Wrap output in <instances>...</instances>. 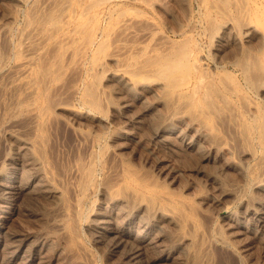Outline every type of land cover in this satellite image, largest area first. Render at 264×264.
I'll use <instances>...</instances> for the list:
<instances>
[{
  "label": "bare ground",
  "instance_id": "6f19581e",
  "mask_svg": "<svg viewBox=\"0 0 264 264\" xmlns=\"http://www.w3.org/2000/svg\"><path fill=\"white\" fill-rule=\"evenodd\" d=\"M0 1L7 6L0 15V210L13 208L25 196L46 193L48 217L66 238L61 241L70 242L60 249L71 255L84 251L80 237L86 229L94 245L108 243L114 254L123 250L133 264L144 260V243L160 249L154 264H220L223 256L247 264L241 254L250 246L243 237L257 239L264 231V0H200L212 32L207 37L215 44L211 67L188 35L183 14L181 21L176 18L180 23L173 28L175 38L149 17L157 4L153 0ZM161 7L159 14L164 13ZM187 9L189 17L192 10ZM231 41L236 48L228 45L230 51L235 48L230 55L226 44ZM131 89L142 108L138 105L140 115L130 112ZM113 92L124 97L116 102ZM153 112L160 118L153 131L159 141L170 143L168 138L178 136L187 148L199 147L207 164L219 162L235 177L224 186L221 171L202 173L205 182L221 186L214 197L220 202L218 212L203 205L206 198L184 194L188 181L182 182L180 175L193 172L179 170L162 149H154L155 160L154 154L151 158L137 148L140 144H133L139 139L134 126ZM110 114L124 116L121 133L116 129L118 143L110 141L112 150L105 144L110 133L103 125ZM150 124L151 129L154 122ZM59 133L73 140L69 155L63 152L67 159L55 149L53 134ZM127 149L132 158L125 155ZM247 186L257 196L245 202L244 213H233L226 198L243 202ZM46 216L47 222L41 223L51 222ZM136 222L145 229L139 232L140 240L134 236ZM56 239L55 244L60 242Z\"/></svg>",
  "mask_w": 264,
  "mask_h": 264
},
{
  "label": "rangeland",
  "instance_id": "374dc122",
  "mask_svg": "<svg viewBox=\"0 0 264 264\" xmlns=\"http://www.w3.org/2000/svg\"><path fill=\"white\" fill-rule=\"evenodd\" d=\"M152 1V0H151ZM159 3H158V2ZM164 1V3H162V4H160L161 3V0H153V2H155V3H157L156 4V9L158 10L159 9V7H163V9L165 8V9H167V11H166V13H165V9L163 10L164 11V13H162L163 11H161V9H162V7L160 8V13H162V14H159V10H158V12H155V8H153L152 10H151V12H150V15H149V17L153 20V21H155L157 24H158V27L161 29V30H166L165 32H167L170 36H172L173 38H175V34H174V30H173V28H175V27H177V23L179 22L178 20L180 19V21H181V19H182V21H184L185 22V20L184 19H186L187 21L184 23L183 22V24H184V26H186L185 27V29L187 30V33H188V35H190V36H192L191 38H193L194 37V39H192L193 40V42L195 41V43L196 44H198V46H200L199 48L202 50V54H201V56H202V59H203V61H204V63L205 64H207L208 63V66L209 67H211V66H214V61L216 60L215 59V56H214V46L212 47V44L213 45H215L214 44V41H212V39L210 40V38H212V36H210L211 34H212V32H211V29H210V27L208 26V23H205V21H207V17H208V11H207V9H205L203 6H202V4H201V1L200 0H188V1H191L189 4H188V1H186V0H182L183 2H181V4H180V0H178V3H179V5L177 6V3H172V2H177V1H175V0H173L172 2H171V0H163ZM168 3H167V2ZM185 2H187V5H186V3ZM199 2H200V4H199ZM182 3H184V6H182L181 7V5H183ZM160 4V5H159ZM198 4V5H197ZM194 5V6H193ZM196 5V6H195ZM199 5H201V6H199ZM0 11L2 12H0L1 14V16H2V14H3V12L5 13L6 11H7V6H5L1 1H0ZM2 6H4V7H2ZM182 9L183 7H185V8H183L182 10H183V12H182V10L180 9V8ZM2 8H4V9H2ZM187 8H191V10H192V12H191V16L193 17H191V16H185V15H187V13H185V11H188V9ZM194 8V9H193ZM155 9V10H154ZM186 9V10H185ZM197 9V10H196ZM199 9V10H198ZM202 9V10H201ZM2 10H4V11H2ZM168 10H170L171 12H173V14H175V15H172V14H170L171 12H169ZM197 11H199V12H197ZM205 11H206V13L207 14H205ZM158 13V14H157ZM185 13V14H184ZM198 13H199V15H198ZM166 14V15H165ZM169 14V15H168ZM182 14H183V16H182ZM195 14V15H194ZM204 14V15H203ZM180 15L182 16V18L180 17ZM202 16V18H201V16ZM166 16V17H165ZM167 16H169V17H167ZM172 18H171V17ZM195 16V17H194ZM179 19H178V18ZM170 18V19H169ZM178 20H177V19ZM188 18V19H187ZM189 18H191V21H190V19ZM165 19H167L168 21H169V23H168V21H166ZM171 19H172V21H171ZM175 21H174V20ZM219 19H217V21H218ZM178 21V22H177ZM171 22V23H170ZM174 22V25L171 27L170 25H172V23ZM191 22V23H190ZM219 23V25H220V20L218 21ZM180 23V22H179ZM202 23V24H201ZM161 24V25H160ZM175 24H177V25H175ZM186 24V25H185ZM191 24V25H190ZM194 24V25H193ZM206 24V25H205ZM217 24V23H216ZM195 25H197V26H195ZM219 25H217V26H219ZM175 26V27H174ZM169 27H171V28H169ZM195 27V28H194ZM198 27V28H197ZM201 27V28H200ZM205 27H207L206 29H205ZM189 28V29H188ZM192 28V29H191ZM199 28H200V30H199ZM202 29V30H201ZM208 29V31H205V30H207ZM204 30V31H203ZM190 31V32H189ZM196 31V32H195ZM193 34H192V33ZM209 32V33H208ZM210 32H211V34H210ZM197 33V34H196ZM201 33H203V34H201ZM205 33V34H204ZM195 34V35H194ZM208 34H210L209 36H210V38L209 37H207L208 36ZM194 35V36H193ZM197 37V38H196ZM177 38H180L179 36H177L176 37V39ZM198 40H199V42H198ZM211 43V44H210ZM200 44V45H199ZM227 53H229L230 55H231V52H232V54L234 53V51H235V46H236V44L235 43H233L232 41L231 42H228L227 44ZM231 45V46H233L234 45V49L232 50V51H230L231 49H232V47H231V49H230V47L229 46ZM213 49V50H212ZM229 49V50H228ZM230 51V52H229ZM212 52V56H214V57H212L211 56V53ZM205 56H204V55ZM205 57V58H204ZM212 58H214V60L212 59ZM207 61H206V60ZM206 61V62H205ZM213 61V62H212ZM212 62V63H211ZM210 64V65H209ZM131 90H132V92H131ZM130 90V92L128 93L129 95H131L132 96V98H134V99H132L129 95H127L128 96V98L130 99V100H132V101H134V103L136 102V103H138V104H134L133 102V104L131 105V107H130V112L132 113L133 112V114H138V115H140V113H141V107H140V103H139V100L137 99V96H136V93H135V90H133V89H131ZM116 93V92H115ZM114 92H113V95L115 96L116 94H115ZM125 93V92H124ZM118 95V97H116ZM117 95L114 97V96H112V97H114V99L113 100H117L118 102L119 101H121L122 100V98L124 97L123 95L124 94H119V93H117ZM123 97H122V96ZM126 95V94H125ZM134 96V97H133ZM136 98V99H135ZM137 100V101H136ZM116 101V102H117ZM138 105H139V107L141 108V109H139V107H138ZM133 106V107H132ZM134 106H135V108H134ZM135 109V110H134ZM132 110V111H131ZM135 111V112H134ZM137 111V112H136ZM139 111V112H138ZM154 113V112H153ZM153 113H148V114H146L145 116H143V120H142V123H138V124H136L135 126H134V129H136V132L138 133L139 132V135H138V137H139V139H136L135 141H133V144L136 146L137 144H140V145H137V148L139 149V150H141V148H142V151H141V153H146V155H149V156H151V158H153L152 156H154L155 154L157 155V153L154 151V149H158L159 151H161V149H162V153H165V155L169 158V159H172L171 161L176 165V167H178V169L180 170L181 168H183L181 171H189V172H191V174H192V172H193V176H189V177H186V175H183V174H181L180 175V177H181V180H182V182H183V180H184V183H186L187 181V184L186 185H188L187 187V190H184L185 192H184V194L186 193L187 195H188V197H192L193 198V196H194V198H196V199H200V198H203V199H205V200H207L206 202H205V200H203V205L205 206H208V207H210L213 211H215V213L216 212H218V207H219V204H220V202L219 201H217L216 200V198L214 199V197H216L215 195H217V194H219L218 192H219V188L221 187L220 186V184H214V182L213 183H207V182H205L204 180V175L203 174H205V173H212V175L214 174V173H216V172H218V173H220V171H221V176L224 178V180L226 181H224V186H227L228 184H230V182H233L234 181V179H235V177L234 176H232V174H231V172L229 171V170H227V169H222V166H220L219 167V165H221V163H219V162H215V163H211L210 162V164L208 163L207 164V161L206 160H204L203 159V154L204 153H201V152H199L198 151V149H199V147H197V149H189V148H187V146H186V144H185V142L184 141H181L180 140V137H170V138H168L169 140V142L170 143H164L165 141H159L156 137H155V129H154V127H155V125H156V127L159 125L157 122H159L160 120H158V119H160V118H156V116H155V113H154V115H153ZM119 114V113H118ZM118 114H115V115H109V119L107 120V123H105L106 121H104V124H103V121H102V124L105 126L104 127V129H106L105 131H108V133H110V134H108V136H106V142H105V140H104V142H105V144H107L108 143V145H109V147L111 148V150L112 149H114L115 147H113L114 145H113V143H111V142H117L118 143V140L116 141V137L118 136V134H120L121 133V129L123 128L122 126H124V121H122L123 119L122 118H124V116H122V115H118ZM149 114H151V115H153V116H155V117H153V118H151V119H149L151 116H149ZM118 115V116H117ZM149 116V118H148V116ZM112 116V117H111ZM116 116V117H115ZM146 116H147V118H146ZM122 117V118H121ZM118 118H121V120L119 121V119ZM145 118V119H144ZM156 118V119H155ZM110 119H112V120H110ZM147 119H149V120H151L152 121V123L154 122V124H153V126H151L152 128V130L150 129V128H148V127H150L149 125H151L150 123H151V121L148 123V120ZM113 121V122H112ZM144 121H145V123H146V125H147V127H146V125H142V124H145L144 123ZM157 121V122H156ZM122 122H123V124H122ZM92 123V122H91ZM118 123H119V125H118ZM122 124V126L120 127V125ZM148 123V124H147ZM106 124V125H105ZM109 124V125H108ZM142 126H141V125ZM158 124V125H157ZM103 125H101V127H103ZM138 125V126H137ZM140 125V126H139ZM110 126V127H109ZM112 126V127H111ZM118 126V127H117ZM137 126V127H136ZM108 127V128H107ZM155 127V128H156ZM117 128H119V130H120V133L118 132V133H116L117 131H116V129ZM121 128V129H120ZM148 129V130H147ZM118 130V129H117ZM118 130V131H119ZM152 132H151V131ZM114 131V133H112ZM153 131H154V133H153ZM55 133V132H54ZM111 133H112V135L113 134H116L115 136L113 135H111ZM62 136H60V135ZM59 134H55V136H54V134H53V138H54V140H55V138H56V143H54V145H55V149H56V151L57 152H59L60 154H61V156L60 157H62V155L64 156L65 154H63V152L65 153L66 152V154H68V153H70L72 150L71 149H73L72 147H73V140H71L72 139V137L69 135V137H68V134H67V136L65 135V134H63V133H59ZM57 135H59V136H57ZM64 135H65V137H64ZM111 135V136H110ZM154 136V137H153ZM58 137V138H57ZM59 137H60V139H59ZM113 137V138H112ZM141 137V138H140ZM64 138H65V141H64ZM68 138H69V140H70V147L68 146V142H67V140H68ZM71 138V139H70ZM173 138H175V140L176 141H174L173 140ZM60 140V142L63 144H61V143H59V140ZM63 139V140H62ZM67 139V140H66ZM113 141H112V140ZM141 139H143V140H141ZM151 139V140H150ZM154 140H157V141H154ZM174 142V144L172 143V141ZM111 141V142H110ZM139 141V142H138ZM143 143H142V142ZM65 142H67V145H66V143ZM110 142V143H109ZM144 142H147L146 143V145L148 146V145H151V146H148V147H146V145L144 146L143 144H145ZM149 142H151V143H149ZM157 142H158V144H157ZM184 142V143H183ZM57 143H59V144H57ZM176 143V144H175ZM56 144H57V146H56ZM64 144L66 145V147L68 146V148L65 150L64 149ZM73 144V145H72ZM142 144V145H141ZM168 146V148H167V146ZM61 145H62V147H61ZM72 145V146H71ZM152 145H157V146H152ZM164 145H165V147H164ZM171 145H173V147L170 146ZM175 145V146H174ZM144 146V147H143ZM56 147H58V148H56ZM60 147H61V149H60ZM158 147V148H157ZM185 147L187 148V152H185L186 151V149H185ZM202 146H200V148H201ZM177 148V149H176ZM58 149H60V150H58ZM71 151H70V150ZM147 149H149L148 150V152L151 154H148L147 153ZM152 151H151V150ZM170 149V150H169ZM63 150V151H62ZM129 150H131V149H127L126 150V153H125V155H127V157L128 158H132L131 156V154H130V152H129ZM144 150V151H143ZM146 150V151H145ZM171 150H175L174 152L173 151H171ZM177 150H179V151H177ZM188 150H189V152H188ZM195 150V151H194ZM69 151V152H68ZM201 151L202 152H204V150L201 148ZM62 152V153H61ZM129 152V153H128ZM185 152V153H184ZM182 153H183V155H182ZM186 153H188V155H186ZM130 154V155H129ZM154 154V155H153ZM191 154V155H190ZM69 155V154H68ZM68 155H65V157H63L64 159L66 158L67 159V157H68ZM124 155V156H125ZM129 155V156H128ZM155 155V157H154V159L155 158H157L158 156H156ZM185 155V156H184ZM190 155V156H189ZM140 155H138L136 158H133V160L134 161H137L136 163H139V159H140V157H139ZM183 156V157H182ZM126 156H125V158H127ZM139 157V158H138ZM136 159V160H135ZM158 159V158H157ZM157 159H155V160H157ZM175 162H174V161ZM177 160V161H176ZM177 163V164H176ZM205 163V164H204ZM0 164H1V162H0ZM219 164V165H218ZM178 165V166H177ZM213 165V166H212ZM216 165V167H214ZM201 166H203V169L201 170ZM1 167V166H0ZM181 167V168H180ZM187 167V168H186ZM198 169H197V168ZM201 167V168H200ZM199 168H200V170H201V173H199L200 171H199ZM219 168V169H218ZM185 169V170H184ZM197 169V170H196ZM191 170V171H190ZM223 170H225V171H227V172H225V171H223ZM195 171H197V172H195ZM203 171H205V172H203ZM230 172V173H229ZM156 173V172H155ZM203 173V174H202ZM207 173V174H208ZM217 174V173H216ZM194 175H195V177H194ZM198 177H197V176ZM201 175H203V176H201ZM215 175V174H214ZM192 177H193V179H192ZM194 178H195V181H194ZM196 178H197V180H198V178H199V180H201L202 179V181L200 182V184L201 185H199L198 183L199 182H197V180H196ZM201 178V179H200ZM189 179V180H188ZM198 180V181H199ZM186 181V182H185ZM192 181V182H191ZM194 181V182H193ZM193 183H195V184H193ZM205 184V185H204ZM211 184V185H210ZM214 184V185H213ZM227 184V185H226ZM197 185H199V186H197ZM218 187H217V186ZM193 186H194V188H193ZM197 186V187H196ZM214 186H216V187H214ZM190 187V188H189ZM196 187V188H195ZM199 187V188H198ZM203 188V189H202ZM215 188V189H214ZM212 190V191H211ZM221 190V189H220ZM254 190V189H253ZM250 187H248L247 186V188H246V190H245V192H244V201L243 202H241V201H235V200H233V201H231L232 200V198H230V197H227L226 198V200L228 201L227 203H231V207H230V210L231 211H233V213H241L242 211H243V213H244V207H245V202H247V200H250L252 197H254V196H257L256 195V192H254ZM195 193H194V192ZM196 191H198V192H196ZM215 191V192H214ZM249 192V194H248V192ZM253 191V192H252ZM196 193H198L199 195H198V197L196 196L197 194ZM247 193V194H246ZM253 195H252V194ZM45 194V196H42L43 194H34V195H31L30 197H26L25 196V199H23L22 200V198H20L19 199V203H18V201H17V203H16V205H14L13 206V208H9V209H7V210H5V211H1L0 210V264H127V262H128V264H129V262H130V264H133L131 261H127L126 260V258L124 257V254L122 253V251L123 250H120V254L118 253V254H114V253H112V250H111V248H110V244H108V243H106V246L103 244V243H96V245H94L95 244V241H94V239L92 238L91 239V237H92V234H90L89 233V230H86V229H84V231H82L81 232V239L80 240H82V237H83V242H82V245L86 248H88L89 250H87V248L85 249V248H83L84 249V251L82 250V248H80L77 252H75L77 255H75V254H72L71 255V253L69 254L68 252H67V250H65L66 249V244H67V246L70 244V242H68L69 240H65L66 238L64 237V236H62L61 234V231H60V233H59V231H58V227L56 226V225H53L54 223H53V221H51V219L49 218L51 215H49L50 214V212H48L49 210L47 209L48 207V205H47V202H48V199H49V196L46 194V193H44ZM185 194V195H186ZM190 194V195H189ZM194 194V195H193ZM36 195H37V197H36ZM41 195V196H40ZM186 195V196H187ZM203 195V196H202ZM206 195V196H205ZM211 196V197H208V196ZM33 196V197H32ZM47 196V197H46ZM199 196H201V197H199ZM36 197V198H35ZM47 198V200L45 199V202H44V205H43V201H44V199L43 198ZM26 198H28L27 200H26ZM29 198H32L31 200L29 199ZM33 198H35L34 200H33ZM99 196H95L94 197V199H95V207L96 206H98L99 205ZM210 200V203H209V200ZM41 201H40V200ZM98 200V201H97ZM215 202H214V201ZM225 200V201H226ZM37 201V202H36ZM41 203H40V202ZM231 201V202H230ZM214 202V204H213V206H210V205H212L211 203H213ZM240 202V203H239ZM46 203V204H45ZM216 203V204H215ZM39 204H42V205H39ZM45 205H46V209H45V211H44V207H45ZM19 208H18V207ZM40 206H43V207H40ZM215 206V207H214ZM216 206H218V207H216ZM234 206V207H233ZM243 206V207H242ZM41 208V209H40ZM235 208V209H234ZM41 211H40V210ZM43 209V210H42ZM233 209V210H232ZM14 210V211H13ZM239 210V211H238ZM242 210V211H241ZM40 212V213H39ZM44 214H43V213ZM36 213V214H35ZM46 213L48 214L47 216H46ZM39 214H40V216H39ZM42 214H43V218H42ZM51 221V222H49L48 221V223H44L45 221L47 222V220L45 219V216ZM219 214L217 213V220L218 221H220V222H222V218H221V216L219 215ZM49 216V217H48ZM38 217V218H37ZM219 218H221V220H219ZM45 220L43 223H41V220ZM42 220V221H43ZM122 221L123 220H121L120 221V225H121V223H122ZM50 223V224H49ZM248 223V222H247ZM41 224H42V227L43 228H45L44 226H46V227H48V225H46V224H49V227H48V229H50L51 230V232L52 231H56L57 230V232H52V233H50L49 231H47L48 229L47 228H45L44 230H45V232H43L44 230H43V228L41 227ZM136 224V226L137 227H135V229L137 228V230H135L134 229V236H136L135 238V240H140L141 238H143V234H144V227H138L139 226V223L138 222H136L135 223ZM44 225V226H43ZM51 225H52V227H51ZM39 226V227H38ZM53 227H54V229H53ZM57 227V228H56ZM41 228V229H40ZM138 229H139V231H138ZM142 229V233H140L139 234V232H141L140 230ZM40 230L42 231V232H40ZM88 231V232H87ZM138 231V232H137ZM144 231V232H143ZM137 232V233H136ZM40 233H42V236H41V234ZM43 233H47V235H45V237H49L50 238V235H52L51 237H53V239L54 240H57L56 238H60V242L59 243H57V241H59V240H57V241H55L56 242V244L52 241L53 239L52 238H50V240H49V238L47 237V239H45L44 237H43ZM50 233V234H49ZM84 233V234H83ZM89 235L88 236V238H87V234ZM261 233V234H260ZM28 234H30V236H28ZM49 234V235H48ZM53 234H56V238H55V235L53 236ZM86 234V235H85ZM136 234H138V235H136ZM38 236V239H37V236ZM39 235H40V240H39ZM139 235H141L140 237H137V236H139ZM260 235V236H259ZM28 238H27V237ZM85 236H86V238H85ZM36 237V238H35ZM257 237H259V238H257L256 239V237L255 238H253V239H250V238H248V236H244L243 238H245V239H243V240H245L244 242H246V243H248L249 244V248L247 249V251L245 250L241 255L243 256V254L245 255L243 258H245L244 260V263L246 262L247 264H264V231L263 232H258V236ZM63 238H65L64 239V241H66V243L62 240L61 241V239H63ZM134 238V237H133ZM25 239V240H24ZM37 239V241H35ZM42 239V240H41ZM43 239L46 241L47 240V242H49V244L52 242L53 243V245H52V243L50 244V245H48V243L47 242H45V241H43ZM52 239V240H51ZM85 239V240H84ZM87 239H89V240H87ZM91 239V240H90ZM32 240H34L35 241V243H34V241H32ZM254 240V241H253ZM42 241V242H41ZM51 241V242H50ZM85 241V242H84ZM91 241H93V242H91ZM22 242V243H21ZM41 242V243H40ZM253 242V243H252ZM36 243H37V245H36ZM63 243H64V245H63ZM69 243V244H68ZM87 243V244H86ZM91 243V244H90ZM23 244V245H22ZM36 245V247H35V245ZM55 244V245H54ZM58 244H60V246L58 247ZM89 244V245H88ZM97 244H99V245H97ZM103 244V245H102ZM107 244H108V246H107ZM41 245V246H40ZM63 245V246H62ZM88 245V246H87ZM144 245H145V247H144V251L143 252H145V253H143L144 255H143V257L144 258H142V262L140 263V264H154L153 262H152V260H153V258H155V256H158L159 255V253H160V249H159V247H157V246H151V245H147V244H145L144 243ZM149 247V249L148 248H146L147 246ZM57 246V247H56ZM90 246H92L91 247V250H90ZM150 246H151V248H153L152 250L150 249ZM37 247H41V248H39V249H36ZM60 247H62V248H65V249H60ZM107 247V248H106ZM104 248H106V249H104ZM108 248H110V250L108 249ZM154 248H155V250H154ZM158 248V249H157ZM36 251H35V250ZM60 249V250H59ZM148 249V251L146 252V250ZM63 250H64V252H63ZM81 250L83 251V252H85L86 250V252L89 254L90 252L89 251H91L92 252V254L90 253L89 255L86 253H83V252H81ZM149 250H150V252H151V254H150V252H149ZM154 250V251H153ZM158 250V251H157ZM39 251V252H38ZM67 252V253H66ZM149 252V253H148ZM153 252V253H152ZM155 252H158V253H155ZM247 252V253H246ZM61 253V254H60ZM65 253H66V255H65ZM74 253V252H73ZM78 253H80V254H78ZM93 253H95V254H93ZM112 253V254H111ZM246 253V254H245ZM82 254V255H81ZM84 254V255H83ZM123 254V256H120V255H122ZM148 254H150V255H148ZM153 254V255H152ZM154 254H156L155 256H154ZM223 254H225V253H223ZM91 255V256H90ZM80 256V257H79ZM84 256V257H83ZM87 256V257H86ZM146 256H148L147 258H146ZM75 257V258H74ZM79 257V258H78ZM152 257V258H151ZM80 258H82V259H80ZM86 258H88V259H86ZM122 258V259H121ZM73 259H74V261H73ZM77 259V260H76ZM93 259V260H92ZM124 259V260H123ZM226 259H228V260H226ZM229 259H231V260H233V263L235 262V264L237 263L236 261H234L235 259H233V258H230V257H228V256H223L222 257V259H221V263L220 264H233L232 263V261L231 260H229ZM83 260V261H82ZM126 261V262H123V261ZM150 260V261H149ZM228 261V263H226ZM231 261V262H230ZM178 263V262H177ZM156 264V263H155ZM172 264V263H171ZM173 264H176L175 262L173 263Z\"/></svg>",
  "mask_w": 264,
  "mask_h": 264
}]
</instances>
